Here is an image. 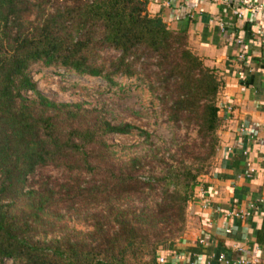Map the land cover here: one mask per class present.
<instances>
[{"label": "trees", "instance_id": "16d2710c", "mask_svg": "<svg viewBox=\"0 0 264 264\" xmlns=\"http://www.w3.org/2000/svg\"><path fill=\"white\" fill-rule=\"evenodd\" d=\"M150 1L0 0V264H158L182 231L219 148L223 81L187 29L150 13ZM35 66L111 85L139 78L171 124L172 145L116 159L108 136L134 131L153 144L150 133L83 101L49 98ZM48 167L63 180H29Z\"/></svg>", "mask_w": 264, "mask_h": 264}, {"label": "crops", "instance_id": "0c3cea01", "mask_svg": "<svg viewBox=\"0 0 264 264\" xmlns=\"http://www.w3.org/2000/svg\"><path fill=\"white\" fill-rule=\"evenodd\" d=\"M172 2L151 0L147 7L172 28H186L191 48L217 69L223 122L217 154L190 203V224L166 258L171 264H237L239 259L264 264V11L245 4L264 5V0ZM248 162L251 176H246ZM250 204L256 208L246 218L227 214ZM221 254L228 263L218 261Z\"/></svg>", "mask_w": 264, "mask_h": 264}, {"label": "rangeland", "instance_id": "374dc122", "mask_svg": "<svg viewBox=\"0 0 264 264\" xmlns=\"http://www.w3.org/2000/svg\"><path fill=\"white\" fill-rule=\"evenodd\" d=\"M100 55L112 57L117 56L118 52L102 50ZM138 66L139 68L142 67L141 61L138 62ZM56 70L55 67L40 66H35L32 69V79L43 94L55 101H83L88 105L97 106L114 123L130 122L150 133L153 144L142 143L143 138H139L134 131L128 134L114 133L108 136L106 139L114 146L116 159H125L134 154H144L146 148L150 146L158 145L167 148L172 145L173 132L171 124L165 121V115L159 111V101L153 99L149 87L147 84L144 85L139 78H127L118 75L115 80L119 85H111L100 76H77L71 73L66 74L62 69ZM151 100L155 101L154 106H151ZM180 127V134H183L186 129ZM40 172L50 176L53 181H62L64 177L61 169L48 167L42 171H35V174L29 180L37 179ZM144 175H149L147 170ZM83 178L88 179L89 175L83 174ZM193 198L188 202L185 225L182 231L178 232L171 240L173 244L180 239L190 224L188 217L191 214L190 203H192ZM135 203L137 204V201ZM92 209L93 206L87 205L82 208V211L90 212ZM75 226L80 228L82 225L76 222ZM10 263V260L4 261V264Z\"/></svg>", "mask_w": 264, "mask_h": 264}, {"label": "built area", "instance_id": "2783aa9c", "mask_svg": "<svg viewBox=\"0 0 264 264\" xmlns=\"http://www.w3.org/2000/svg\"><path fill=\"white\" fill-rule=\"evenodd\" d=\"M165 2H167V3H169L170 1L169 0H164ZM213 1H219V2H225L226 3V1L227 0H213ZM246 4V7L248 8V9H250V10H262V11H264V5H259V4H251V3H245ZM233 13L238 17V18H240L241 17V15H242V13H241V11L240 10H237V9H235L234 11H233ZM220 25H222V24H220ZM227 109H228V107H227ZM243 129H244V127H243V125H240V130L241 131H243ZM247 153V151L246 150H244V154H246ZM248 166H249V171H248V173L246 174V176H251V174L253 173V171H254V169L251 167V165H250V162H248V164H247ZM260 201L261 202H263L264 201V199H260ZM255 204H250V206H249V208H247V209H245V210H236V211H230L229 213L227 212V214H229V215H231V216H235V217H237V218H246V217H248L250 214H252V211L253 210H255ZM217 259H218V261H220V262H222V261H224L225 263H228V261L225 259V257H224V255L223 254H221V255H219L218 257H217ZM256 258H254V257H252L251 258V262H256ZM246 260H238V261H236V263L237 264H246ZM158 264H171L169 261H168V259L166 258V256H159V258H158Z\"/></svg>", "mask_w": 264, "mask_h": 264}]
</instances>
